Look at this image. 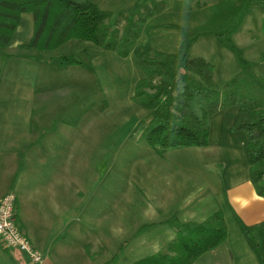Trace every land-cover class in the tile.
<instances>
[{
	"label": "rangeland",
	"instance_id": "obj_1",
	"mask_svg": "<svg viewBox=\"0 0 264 264\" xmlns=\"http://www.w3.org/2000/svg\"><path fill=\"white\" fill-rule=\"evenodd\" d=\"M226 1L213 8L196 6L195 0L177 2L179 11L160 16L167 22H158L165 23L156 29L158 35L152 39L155 28L144 30L126 57L78 38L55 49H0V180L9 186L25 167L41 164L46 173L53 171V185L62 186L59 199L67 203V214L86 212L82 227L90 222L95 241L87 243L85 258L64 252L66 264H134L156 254L172 241L176 229L170 220L203 221L221 210L227 169L249 172L247 134L231 129L238 107L213 116L209 146L160 155L143 135L150 110L135 100L138 82L148 75L137 53L178 49L181 58L213 63L220 91L230 83L238 96L264 105V9L244 4L229 11ZM137 19L107 21L119 44L128 22ZM182 40L184 48H178ZM72 56L81 63L69 64L65 58ZM58 175L64 177L54 184ZM11 191L17 194L10 188L5 195ZM25 209L29 215L27 202ZM18 211L17 200V218ZM111 216L118 217L117 232L108 225ZM0 243L5 246L1 238Z\"/></svg>",
	"mask_w": 264,
	"mask_h": 264
},
{
	"label": "trees",
	"instance_id": "obj_2",
	"mask_svg": "<svg viewBox=\"0 0 264 264\" xmlns=\"http://www.w3.org/2000/svg\"><path fill=\"white\" fill-rule=\"evenodd\" d=\"M25 12L34 14L35 31L30 42L22 47L55 49L71 38H78L116 49L123 57L130 54L151 13L141 12L137 20L128 22L119 44L107 24L113 13L93 0H0V49L10 45ZM111 27L115 32L117 27ZM181 54V51L153 54L147 49L137 53V61L148 74L138 82L135 93V100L150 110L144 138L160 155L173 149L208 146L213 116L220 109L236 106L238 111L231 129L247 134L244 150L251 180L258 194L264 196L263 103L249 95L238 96L230 83L220 91L213 63L204 57L181 58ZM65 59L69 64L81 63L75 56ZM261 59L264 61V51ZM175 69L182 72L176 74ZM237 81L235 78L233 84ZM169 224L176 229L175 238L163 250L134 264H193L228 240L229 229L222 209L201 222L173 219ZM263 226L264 222L249 226L246 231L252 234Z\"/></svg>",
	"mask_w": 264,
	"mask_h": 264
},
{
	"label": "crops",
	"instance_id": "obj_3",
	"mask_svg": "<svg viewBox=\"0 0 264 264\" xmlns=\"http://www.w3.org/2000/svg\"><path fill=\"white\" fill-rule=\"evenodd\" d=\"M93 1L102 9L111 11L113 13L111 21L113 20L114 22H117L121 16H124L125 20L136 19L141 12L150 11L151 13L148 15L142 27L140 37L137 40L139 42L144 30L151 27V29L155 28L152 39L158 35L156 29H159L165 24L158 22H167L162 21L160 16L172 9L179 11L178 8H181L180 6L182 5H176L177 2H189L192 0ZM200 4H203L202 6L204 8H213L214 5H218V0H195L196 6ZM226 4L228 6L227 10L229 11L240 10L244 4L260 7V10L264 9V0H227ZM131 12L135 14L132 15ZM171 24L175 25L174 27H181L177 23ZM34 31V15L30 12L24 13L9 47H19L27 44L33 37ZM151 42H155V40ZM185 43L186 41L184 40L179 41L177 47L184 48ZM177 50L173 49L169 52H179ZM43 168L45 167L41 164H35L33 168L31 165L25 167L19 177L12 184H9V186L5 180H0V199L5 196V193L10 188H14L17 191L19 206L18 221L23 225V229L31 237L37 248L43 252L44 260L42 264H66L64 261V252H67L73 257H81V253L82 257L85 258L86 254L88 255L86 245L89 244L87 243H93L95 241L90 239L93 237V229L90 227V222L87 221L82 227V221L86 220L87 217L86 212L85 214L77 213V215L67 214L69 213L67 203H65L64 199H59L63 197L64 191L60 189L62 186L59 184L53 185L52 182L54 180L51 178L52 175L49 174L53 171L46 173L48 171H44ZM55 168L56 171L59 170L58 167ZM28 171H30L29 174L27 173ZM249 172H243L240 175L234 169H227L224 181L228 182V189L224 192L223 200L218 201L217 207L224 211L229 229L228 240L203 254L194 264H264V226L252 234L246 231L247 227L264 222V196L258 194ZM1 177L3 176L0 175ZM61 177L64 176H56L54 184ZM26 202L30 206L29 215L25 209ZM63 207L65 210H63ZM68 215L72 217L73 221L69 220ZM82 217L83 219L80 220ZM110 219L112 221L108 225L111 231L115 227L114 232H117L119 223L114 220L118 219V217L111 216L109 217V221ZM206 219L201 220L204 221ZM71 225L75 227L70 229ZM171 233L172 235L170 237L173 240L176 236V231H171ZM69 250H72V252H69ZM20 253L14 255L0 243V264H33L30 262L27 254ZM202 259H205L204 263ZM82 261L84 262V259ZM89 264H92V262Z\"/></svg>",
	"mask_w": 264,
	"mask_h": 264
},
{
	"label": "built area",
	"instance_id": "obj_4",
	"mask_svg": "<svg viewBox=\"0 0 264 264\" xmlns=\"http://www.w3.org/2000/svg\"><path fill=\"white\" fill-rule=\"evenodd\" d=\"M17 200L15 191L8 192L0 199V238L8 248L18 249L27 254L33 264H41L44 254L21 229L17 218Z\"/></svg>",
	"mask_w": 264,
	"mask_h": 264
}]
</instances>
